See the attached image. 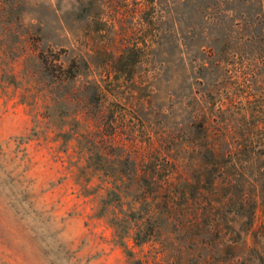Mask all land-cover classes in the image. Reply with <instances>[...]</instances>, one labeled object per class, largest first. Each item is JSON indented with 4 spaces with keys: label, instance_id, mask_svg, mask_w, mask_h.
Returning a JSON list of instances; mask_svg holds the SVG:
<instances>
[{
    "label": "rangeland",
    "instance_id": "obj_1",
    "mask_svg": "<svg viewBox=\"0 0 264 264\" xmlns=\"http://www.w3.org/2000/svg\"><path fill=\"white\" fill-rule=\"evenodd\" d=\"M199 106L235 180H197ZM212 184L264 220V0H0V264H204Z\"/></svg>",
    "mask_w": 264,
    "mask_h": 264
},
{
    "label": "trees",
    "instance_id": "obj_2",
    "mask_svg": "<svg viewBox=\"0 0 264 264\" xmlns=\"http://www.w3.org/2000/svg\"><path fill=\"white\" fill-rule=\"evenodd\" d=\"M223 106L224 104L220 106L221 110ZM198 111L199 122L197 127L202 135L200 140L202 142L198 143L197 146L200 150L210 153L212 168H208L205 161L201 162L199 165L201 176L207 174V178L202 179L200 176L197 180L225 179L227 176L226 169L228 171L239 169L238 154L241 148L239 145H232L227 150L218 147L215 140L221 137L225 120L218 119L216 114L206 106H199ZM228 156L231 158L230 160L227 159ZM149 175V180H159L154 174ZM228 179L235 180L232 177H228ZM162 180L174 179L169 174ZM218 186V184H212L211 190L207 194L203 192L201 187L200 211L193 216L177 217L178 221L187 233H191L190 240L197 241V243L204 241L206 234L214 233L219 237V244L222 247L218 245L209 248L206 244L199 245L200 250L210 251L203 258L204 264H264V220L258 224L255 221L259 206L258 201L245 195L238 197L232 196V194L225 197L220 196L221 188ZM234 187L236 188L237 185H227L228 189ZM234 221L241 222V225H244L245 230L243 231H247L250 235L251 242L246 238L240 242L236 241L237 236L241 237V232L235 230ZM137 235H140V233ZM137 241L139 242V240ZM241 246L246 249L245 254L237 257L236 251ZM231 253H234L233 257H231Z\"/></svg>",
    "mask_w": 264,
    "mask_h": 264
}]
</instances>
